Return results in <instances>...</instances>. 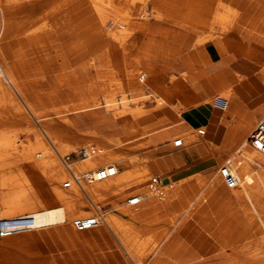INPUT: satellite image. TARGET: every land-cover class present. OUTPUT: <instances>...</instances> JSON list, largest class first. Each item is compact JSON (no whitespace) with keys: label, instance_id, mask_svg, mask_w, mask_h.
Here are the masks:
<instances>
[{"label":"bare ground","instance_id":"1","mask_svg":"<svg viewBox=\"0 0 264 264\" xmlns=\"http://www.w3.org/2000/svg\"><path fill=\"white\" fill-rule=\"evenodd\" d=\"M147 1L153 8L154 18L158 24H150L146 19L139 21L140 19L135 17L140 9L144 10L143 7ZM71 2L74 9L72 14L60 13L50 21L56 22L58 19L60 24L56 30L47 28L49 22L45 23L47 15L44 13L32 19L24 17L21 32L12 34L9 29L14 22L9 20L5 21L0 29V101L20 109L19 112L24 116V121H29L28 115H30L38 126H32L30 121L28 122L27 127L24 128L28 139L24 144L17 142L14 134L0 130V150L4 149V153H0L2 215L13 216L14 209H17L15 198L9 197L7 203L4 201L2 197L5 193L33 183L26 172L27 164L42 167L52 189H57L58 184L64 178L63 185L66 182L72 185L70 191H63L61 196L63 201L56 206L41 210L24 207L22 214L34 217L33 228H40V234L30 233L16 236V233L3 237V240H0V247L6 244L13 247L21 245L33 247L34 245L37 249L35 243L47 240L45 232L47 228H55L59 225L61 229L59 232L65 231L63 235L67 240L85 241L91 245H95V242L99 244L107 241L109 231L133 264H144L148 251L154 247V240L145 236L144 225L137 226L132 220L142 215L138 211L139 207L145 205L144 210H146L159 203L178 209L186 199L184 204L188 207L210 202L212 205L219 203L224 207L227 213L228 229L232 234L228 241L221 243V246L235 244V247L231 248L229 256L222 252L203 256L199 249L190 252L184 246L187 244L190 247L187 241L178 242L175 239L173 242L161 245L159 250L156 248L148 264H158L163 256L168 258L169 255L171 256L168 258L169 264H174L178 259L179 264L192 260H195L193 264H264V178H259L257 171L251 167V163L255 161L264 163V157L254 150L248 138L242 140L240 145L231 151L230 142L236 139L240 129L247 128L250 122L247 119L232 121L234 116H238L231 110L232 81L227 73L219 70L226 59H234L224 48L222 43L224 34L235 32L243 39L264 45V0H71ZM117 2L126 3L127 7ZM128 6H132L133 9H129ZM0 8L3 12L13 9L22 10L24 0H0ZM39 20L44 23L37 25L36 22ZM166 27L183 31L176 45L181 64L186 68L180 76L197 94L187 108L210 102L220 107L217 98L225 100V106L221 108L225 109V116L229 117L226 121L228 126L226 139L219 147L210 146L209 152L218 161L224 155L221 163L231 156L234 150L239 149L242 152L244 158L236 160L234 165V171L241 180L240 184L236 187H229L223 182L224 179L220 172L223 181L214 174L208 177H196L191 181L186 179L185 182H180L182 180H178L177 184L169 179L164 181L162 178L160 182L162 191L151 188L143 194L137 193L140 196L139 202L141 199L143 201L138 207L123 205L122 215L116 213L103 215L107 231L98 228L81 233L64 230L68 227L63 223H68L71 218L91 215L93 210H83L84 205L88 204L91 209H95L102 198L109 199L110 196L121 195L124 191L136 188L145 181L147 175L163 169L167 163L156 161L133 169L121 168L120 163L128 166L137 161L136 158L119 155L109 149L108 145L92 147L84 144L81 147L83 151H78L80 157L70 166L71 163L66 161L64 153L80 147L66 143L64 135L46 128L39 121L51 117L57 118L61 131L72 130L81 124L86 126L94 124L107 132L117 129L121 134L114 140L117 143L129 140L126 137L138 132L140 140L129 141L126 145L134 148L146 143L149 136L159 131L161 126H156V124L169 119L168 106L173 105L177 113L184 107L178 102L175 105L167 103L156 91L155 100H152L150 94L143 92L145 87L150 86L146 80L154 67L164 72L169 70V67L157 64L159 61H165L169 56L168 52L162 50V45L158 41L163 38ZM58 31L60 34H70L74 31L76 42L77 40L85 41L84 44H76L74 41L69 51L57 50V55L62 58V63L66 62L67 56H72L73 62L77 63L76 70H71L68 76L75 75L82 81H90L89 84H80L77 88L83 87L89 91L100 88L104 100L99 102L95 96H92L86 104L68 105L65 108L55 109L53 116L49 117V115H41L36 110L46 100L42 96L32 99L27 92L28 89L35 90V84L27 87L24 83V98L20 96L22 90L15 75L17 68L9 63V58L13 54L11 48L14 47L16 41L23 44L25 69L26 62L40 59L46 53V55L52 53L56 44L50 41L54 40ZM71 40L70 44L73 43ZM189 41H192V51H186L189 48L182 50V46L186 43L189 46ZM207 42H210L209 46L206 45ZM63 43H61L62 46ZM87 52H91L90 58H87ZM52 57H54L53 54L50 58ZM144 61H149L147 66L141 65ZM79 63H83L82 66H78ZM90 64L95 67V77L90 71ZM201 66L203 68H200ZM35 68L37 66L34 67V72ZM30 77L32 79L31 75ZM36 79L38 80V77ZM103 83H107V86L102 87ZM8 85L18 93L22 104L11 94ZM73 92L75 95L83 94L80 91L73 90ZM116 92H122L121 97L116 98L114 96ZM152 101L154 104L150 105ZM22 105L24 112H22ZM172 120L174 121L171 123V131H176L183 142L191 144L190 152L195 153L202 150L200 134L203 128H186L188 132H185L180 129V127H185L180 118L175 117ZM114 162L118 163L116 173L105 179L96 180L93 178L95 170L91 173L88 171L96 166ZM86 180L93 183H88ZM197 185L199 187H196ZM127 203L130 204L128 200ZM176 231L174 232L177 234ZM25 232L27 230H24Z\"/></svg>","mask_w":264,"mask_h":264},{"label":"rangeland","instance_id":"2","mask_svg":"<svg viewBox=\"0 0 264 264\" xmlns=\"http://www.w3.org/2000/svg\"><path fill=\"white\" fill-rule=\"evenodd\" d=\"M71 4H72L71 0H24V8L22 10L13 9L8 12H3L0 8V29L3 27V23L9 20V21L14 22V25H12V27L9 29L11 33L15 34L16 32H21L22 31L21 27L24 25V17L26 18L28 17V19L29 18L32 19V18L41 16L44 13L47 15V18L45 19V23L49 22L47 25V28L49 29L52 28L53 30H56L60 24L59 21H57L58 19L56 20V22H50V21L53 20L54 16H58L60 13L67 14V15L72 14L74 9ZM117 4L123 5V6L125 5L127 7L126 3L117 2ZM128 8L131 10L133 9L132 6L131 7L128 6ZM143 8L144 10L140 9L139 12H137L138 15L136 14L135 17L138 18V20L140 19L139 21H144L146 19L150 24H153V23L158 24L154 18L153 8L151 7V4L148 1L145 3ZM150 14H152V16ZM36 23L37 25H40V24H43L44 21L39 20ZM166 28L167 29L165 30L163 38H160L158 41L162 45V50L168 52L169 56L168 58H166L165 61L162 60V61H159V63L157 62L156 63L162 67L163 66L169 67V70L167 72H164L160 70L159 68L154 67L151 73H154V74L161 73V74H164L169 80H173L177 78L183 81L184 78L180 76V73L186 68L183 67L181 64V60L179 59V53L176 47L180 36L183 35V31L181 29H174V28H169V27H166ZM70 38L71 39L73 38V39L71 40ZM70 40H71V43L73 41L72 44H70ZM74 41L76 44L85 43L84 40H80V41L77 40L76 42L74 31L70 34L69 33L60 34L58 31V33H56L54 40L52 39L50 41L56 44L54 50L51 51L52 53H50V55L49 54L46 55L47 54L46 53L40 59H33L31 60V62L30 61L26 62L27 65L25 69H24L23 44L16 41L14 47L11 48L13 54L11 58H9V63H11L13 66L17 68L15 75H16V81L22 90L20 93V96L24 98V83L27 87H30L31 84H35L36 89L35 90L28 89L27 92L30 94L29 96L32 99H38L39 96H42L43 99L46 100V102L44 101V103H42L43 105H40V107L36 109L43 116H48V115L49 117L53 116L55 109L65 108L68 105L78 106V105L86 104L89 100H91L92 96H95L99 102L100 101L103 102L104 100L103 93H102V90H100V88L94 89V91L83 89V87L81 89L77 88L78 85L80 84L87 85L90 83V81H82L81 79H78L75 75L74 76L67 75L68 73L71 72V70L73 71L76 70L77 63L73 62L74 59L72 56L71 57L67 56V58L65 59L66 62L62 63V58L57 55V50L69 51V49H71L70 47L74 45ZM61 43H63V46ZM65 43H66V46H65ZM191 43L192 41L190 42L189 46L187 45V43L183 45L182 50L185 51L187 48H189L186 51L188 50L192 51ZM206 45L209 46L210 42H207ZM51 54H53L54 57L50 58ZM86 54H87V58L91 57V52H87ZM47 56H49V58ZM232 60L226 59L223 66L227 65ZM148 62L149 61H144L141 65L147 66ZM238 63H239L238 61H233L231 64L235 65ZM82 64L83 63H79L78 66H82ZM35 66H37V68H35L36 71L34 72ZM243 66H246V65H243ZM43 67H45L46 70ZM200 68H203V67L201 66ZM90 71L92 75L95 77L96 76L95 67L92 66V64H90ZM55 72H57L56 75H55ZM253 73H261L264 76V67H261L259 69H254ZM30 75L32 76V79ZM37 77H38L39 82L36 79ZM41 79L42 81H40ZM146 82L150 85L148 78ZM101 86L106 87L107 83L106 84L103 83L101 84ZM8 87L10 89L11 94L20 102V104H22L18 93L15 92L13 88L10 87V85H8ZM73 90L80 91L83 94L75 95ZM143 92L150 94L152 100H155V95H154L155 90L151 86L145 87ZM193 92H194V98H195L197 94L194 90ZM53 94L54 96H52ZM121 95H122V92H116L114 94L116 98L121 97ZM164 100L167 103H170L166 99ZM153 104H154L153 101L150 102V105H153ZM173 104L175 105L176 103H173ZM201 104L212 106L215 103L210 102V103H201ZM189 105L190 103L188 105H185L182 110L187 108ZM22 108H23L22 112H24L23 105H22ZM100 109H103V108H100ZM19 110L20 109L16 108L13 105H8L0 101V130L6 131V132L8 131L9 133L14 134L17 142L19 143L21 142L24 144V142H27V139H28L24 133V128L27 127L28 122L30 121L32 126H35V127H38V126L32 120L30 115H28L30 117L29 121H24V116H22ZM182 110H180V112ZM167 111L170 113L169 119L156 124V126H161L159 131L149 136L146 143L139 144L138 146L134 148L127 146L126 143H129V141L140 140V136L138 132H135L134 134H132L130 136L132 138L126 137L129 140H123V142L117 143V142H114V140H116L117 137L121 135L119 134V130L117 129L114 131L107 132V131H104L99 126H95L94 124L87 125V126L81 124L73 128L72 130L64 129L61 131V128L59 127L60 123L58 122L57 118L51 117L50 119L40 120L39 122L42 125L46 126V128L55 130L59 132L60 134L64 135L63 137L66 143H69L70 145H74L75 147H80L78 149L75 148L76 150L71 149L67 153H64V158L65 159L67 157L69 158V159H66V161L71 163L70 166H72L73 162L80 157V155L78 154V151L79 152L83 151L81 147L84 144H89L92 147H96L97 145H108L109 149L113 150L119 155L122 154L127 157L129 156L135 157L137 161H134L128 164V166H124L123 164L120 163L121 168L128 167L129 169H133L135 167L147 165L148 162L153 161L154 158L156 159L166 158L168 155L178 153L180 150L184 149L185 147L190 146L189 143L183 142L184 145L182 147H178V148L173 147V144H172L173 139L179 137V135L176 133V131H173V132L171 131V126H172L171 123H173L174 120L172 119H174L175 117L180 118V112L179 113L175 112L173 105L168 106ZM263 117H264V112H262L256 117L253 125H248L247 128L240 129L236 139L230 142V145H232L231 151L234 148H236L238 145H240L242 140L244 139L246 140L248 138L255 123H257V121L259 119H262ZM236 120H239V117L234 116L232 118V121H236ZM239 121H243V119H240ZM126 123L129 124V122H126ZM180 129L184 130L185 132L186 131L188 132V130L185 127H180ZM194 133H198V132L194 131ZM48 146H50L49 143H48ZM0 153H4V149H1ZM210 157H212V154H208V155H205L204 157H201V159L202 158L207 159L206 161H203V162H201V160L196 157L188 158L184 162H182L180 165L178 164L179 167L174 166L170 169H164L161 172L160 171L152 172L149 175H147L145 177V181L141 185L137 186L136 188L124 191L121 195L119 194L113 197L110 196L109 199L102 198V200L99 202L100 209L102 210L104 215H106L107 213H116L118 215H122L121 210L124 206H130L132 208L138 207V205H140V203L143 202L142 199L138 204L130 205L127 203L129 195H131L132 193L143 194L147 190H150L151 188H155L157 190L162 191L161 183H158V184L150 183V179L153 177H157L162 180V178L167 176L165 177L166 179H169L170 181L177 184L178 180H182L180 182H185L186 179L191 181V180H194L196 177H206V176L208 177V175L214 174L223 181L221 175L219 174L218 167L221 164V161L224 159L225 156L223 155L220 161L214 159V157L211 159H208ZM110 164L116 165L118 163L117 162L107 163L104 165L91 168L88 171L89 173H91L100 167L107 166ZM175 172H178V173L174 174ZM45 177H46L45 178L46 185L48 186L50 190L54 191L55 193L57 192V195L58 194L62 195L64 190L70 191V189L72 188V185L68 187H65L63 185V181L65 180L64 178L62 182L58 184L57 189H52L49 186L50 182L46 174H45ZM86 182L93 183L87 180ZM205 186L207 185L205 184ZM196 187H199V186L197 185ZM185 200L183 201L184 203H186ZM184 203H182V206L178 209H175L174 207L167 205V204L160 205L159 203H156L155 205H153L152 207L148 209L146 208V210H144L145 205L139 207L138 211L141 212L142 215L132 220L134 224L137 226L144 225L145 228L143 229V233L145 234V236L151 237L154 240L153 242L154 247L148 251L144 264H148L151 261L156 248L157 250H159L161 245L167 244L169 242H173L175 239L178 242L182 240L187 241L190 247H188L187 244H185L184 246L187 247L190 250V252H194L195 250L199 249L201 250V255L203 256H209L212 253L218 254L221 252L224 255H228V256L230 255L232 251L231 248H234L235 244L233 245L227 244L224 247L221 246V243L228 241V239L231 237L230 235L232 234L231 230L228 229L229 228L227 225L228 221L226 220L227 213L225 212L224 207H222L219 203L212 205L210 204L211 202L202 203V204L198 203L195 207H188ZM58 204L59 202L58 203H54V202L47 203L46 202L43 206L37 207L35 210H41L47 207L56 206ZM82 209L91 210V211L93 210L92 213H94V210H95V209H91V207L88 204L84 205ZM80 217H85V216L84 215L78 216V217L75 216L71 218L68 221V223H63L64 225H66V227H68L66 228L67 231L75 230L74 229L75 227L72 221L73 219L80 218ZM142 222H145L146 225L142 224ZM96 226L98 229H105L107 231V228L105 227L104 223L98 224ZM58 227L59 225H57V227L55 228H47V229L50 232H52L57 238H59L58 237V234H59ZM175 227L178 228V231H176L177 228ZM39 231H40V228H31L30 230H27V232L25 233L24 231L23 233L22 232L17 233L16 236H20L22 234H30V233L40 234ZM174 231H176L177 234ZM108 236H109L108 237L109 239L107 241L100 242L99 244H96L95 242V245H91L89 243L82 244L81 242H77V241L70 242L65 237L61 236L57 240L56 244L58 248H60L59 250L61 251V254L64 255L66 259L70 260L72 264H122V263L123 264H133V262H131L130 259L127 258V256H125V254L119 247L118 243L115 241V238L111 235L109 231H108ZM172 237H175V238L172 239ZM0 240H3V238H0ZM39 243H40V246L37 247V249H35L34 245L33 247H31V245H27V246L24 245V250H18L19 246L13 247V246H10L9 244H6L5 246H1L0 247V264H66L64 261V258L60 254L54 253L52 249L44 242L40 241ZM36 250L39 251V254L34 255V256H28L30 252L36 251ZM22 255H24V259L22 258ZM168 258H171V256L169 255ZM168 258L163 256L158 264H169L170 261L168 260ZM178 261L179 259L176 260L174 264H179ZM194 261L193 260L188 261L185 264H193L195 263ZM197 261L198 259L196 260V262Z\"/></svg>","mask_w":264,"mask_h":264},{"label":"crops","instance_id":"3","mask_svg":"<svg viewBox=\"0 0 264 264\" xmlns=\"http://www.w3.org/2000/svg\"><path fill=\"white\" fill-rule=\"evenodd\" d=\"M222 43L226 52L234 57V59L227 65L219 68V70L227 73L232 81L231 91L233 104L231 105V110L238 114L237 117H239V120L247 119L250 122V125H253L256 117L264 112V76L261 73H253L254 69L264 67V45L249 39H243L235 32L224 34L222 36ZM233 61H238L239 63L232 65L231 63ZM148 81L150 82V86L170 103L178 102L185 106L194 98L192 87L184 80L182 81L177 78L169 80L164 74L151 73L148 77ZM180 119L185 128H203V131L200 134L202 150L191 153L190 144L189 147H185L178 153L168 155L166 158H154L151 162L161 161L162 163H167L163 169L157 170L158 172L178 166V164L180 165L188 158L196 157L199 158L201 162L206 161V158L201 159V157L210 154V146L219 147L223 145L226 139L228 132L226 121L229 117L225 116L224 108L216 105L210 106L199 104L182 110L180 112ZM211 158H213V155L208 159ZM25 168L33 183L22 188L8 191L2 197L6 203L9 200V197L16 199L17 209H14V215L24 213V207L36 209L37 207L43 206L46 202L62 203V195H57V192L55 193L50 190L46 185V173L42 167L27 164ZM178 172H175L174 174ZM163 179L165 181L166 178L164 177ZM65 229L66 228H64V230ZM74 229L75 230L72 232L81 233L91 229L96 230L97 226L85 228L84 230ZM59 230L61 231L60 227H58V231ZM45 232L47 233V240L43 242L47 244L54 253L60 254L64 258L66 264H72L70 260L66 259L64 255L61 254V251L59 250L60 248H58L56 244L61 236L65 237L63 235L65 234V231L59 232V238L49 230H46ZM74 241L76 242V240ZM70 242L73 241L71 240ZM81 243L88 244V242L85 241H82ZM35 245L37 247L40 246L39 243H35ZM18 250H24V246H19ZM37 254H39V251H32L28 256H34ZM22 258L24 259V255H22Z\"/></svg>","mask_w":264,"mask_h":264},{"label":"built area","instance_id":"4","mask_svg":"<svg viewBox=\"0 0 264 264\" xmlns=\"http://www.w3.org/2000/svg\"><path fill=\"white\" fill-rule=\"evenodd\" d=\"M217 102L220 107L225 106V100L217 98ZM248 141L254 150L264 157V118L259 120L252 128ZM173 147H182L183 140L177 137L173 141ZM242 152L237 149L232 152V155L227 157L219 166V172L222 175L224 182L229 187H236L240 184L241 180L236 175L234 165L236 160L243 159ZM66 159H69L68 157ZM252 169L257 171L259 178H264V163L258 161L251 163ZM117 171V167L114 164L100 167L93 172V178L96 180H102L107 177L113 176ZM161 179L153 177L150 179V183H160ZM70 185L69 182L64 184L65 187ZM140 196L137 193H132L128 197V202L132 205L139 203ZM103 212L100 206H97L94 213L87 217H80L73 219L72 223L78 230H84L86 227L92 228L98 224L104 223ZM35 225L34 217L28 214L13 215L5 217L2 215V206L0 205V238L8 237L13 234L22 232L24 230H30Z\"/></svg>","mask_w":264,"mask_h":264}]
</instances>
